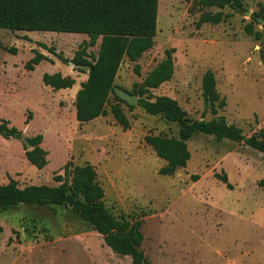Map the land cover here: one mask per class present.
I'll list each match as a JSON object with an SVG mask.
<instances>
[{
	"label": "rangeland",
	"instance_id": "obj_1",
	"mask_svg": "<svg viewBox=\"0 0 264 264\" xmlns=\"http://www.w3.org/2000/svg\"><path fill=\"white\" fill-rule=\"evenodd\" d=\"M193 1L158 0L153 47L136 62L125 58L115 85L132 91L167 50H174L173 76L152 91L153 97H170L192 120H200L201 80L211 70L219 95L226 99L219 115L241 128L245 137L258 135L264 131V67L259 59L264 38L255 40L244 29L252 23L261 30L263 20L257 18L256 24L251 16L262 0H245L249 15L224 9L230 15L226 21L199 28L201 13L190 10ZM89 41L82 34L0 30V119L10 121L23 138L43 135L42 147L48 152L47 166L38 170L25 159L22 140L0 137V186L10 177L20 188L55 187L53 177L63 174L67 162L90 164L107 209L116 217L141 222V249L150 264H264V188L258 184L264 180V155L243 143L218 142L198 133L187 141L186 167L161 176L165 162L144 137H176V124L120 104L130 123L124 130L109 113L112 97L105 117L79 124L72 114L73 99L87 74L70 62L80 48L97 54L101 39L93 46ZM36 53L47 60L29 71L25 64ZM44 73L69 76L75 84L59 96L45 88ZM211 118L205 114V120ZM222 173L232 189L215 178ZM0 264H131V259L112 252L67 205H21L0 211Z\"/></svg>",
	"mask_w": 264,
	"mask_h": 264
},
{
	"label": "trees",
	"instance_id": "obj_2",
	"mask_svg": "<svg viewBox=\"0 0 264 264\" xmlns=\"http://www.w3.org/2000/svg\"><path fill=\"white\" fill-rule=\"evenodd\" d=\"M158 0H0V30L14 32H53L63 34H82L95 45L101 39L96 55L87 54L86 48H80L72 63L80 73L87 74V79L80 86L75 97V119L85 124L108 114L107 105L110 97L113 103L109 113L124 130L130 126L129 120L120 106H129L115 93V79L122 61L126 58L136 62L153 47L157 34ZM259 10L251 18L261 30H255L252 23L245 26V32L255 40L264 38V0L258 4ZM201 14L196 22L199 28L204 24L217 25L226 21L229 14L224 9L235 13L246 12L245 0H194L192 7ZM209 9H217L211 13ZM46 48L45 45H40ZM50 53L63 61L61 55L48 49ZM15 52V50H12ZM174 50H167L165 58L140 82L133 85L129 93L139 98L138 107L151 116H160L168 123L177 125L176 137H144V142L156 156L165 162L159 175L171 176L186 167L190 159L187 141L195 134L212 136L216 141L227 140L244 144L264 155V131L258 135L245 137L241 128L229 124L219 112L226 107V99L216 89L215 75L211 70L205 71L201 80L204 105L200 120H192L176 100L167 96L153 97L152 91L169 81L174 73ZM259 59L264 67V46L259 50ZM47 58L36 55L25 64V68L34 71L35 67ZM139 67L135 66L138 74ZM44 86L53 91L71 89L75 84L69 76L60 73L42 75ZM121 89V88H119ZM212 117L205 120V114ZM31 120L29 112L25 119ZM0 137L5 140H22L27 162L38 170L47 166L48 152L42 147L43 135L22 137L21 131L11 125L10 121L0 119ZM26 145L31 149L27 150ZM62 175H54L58 186L29 185L23 188L17 181L8 178L6 185L0 186V211L35 205L51 207L67 205L85 223L99 234L104 244L115 254L129 257L131 264H150L141 249L143 234L141 222L129 221L114 216L104 204V191L100 186L95 169L90 164L81 166L67 162L62 168ZM215 178L227 189H232L225 173L216 174ZM197 179V177H195ZM264 188V180L259 183Z\"/></svg>",
	"mask_w": 264,
	"mask_h": 264
},
{
	"label": "water",
	"instance_id": "obj_3",
	"mask_svg": "<svg viewBox=\"0 0 264 264\" xmlns=\"http://www.w3.org/2000/svg\"><path fill=\"white\" fill-rule=\"evenodd\" d=\"M246 15L250 13L248 11L245 12ZM71 66H74L72 62H70ZM116 95L124 102H126L129 106L137 107L139 105V98L135 95L130 94L128 91L124 89L114 88ZM27 150L31 149L30 145H26Z\"/></svg>",
	"mask_w": 264,
	"mask_h": 264
},
{
	"label": "crops",
	"instance_id": "obj_4",
	"mask_svg": "<svg viewBox=\"0 0 264 264\" xmlns=\"http://www.w3.org/2000/svg\"><path fill=\"white\" fill-rule=\"evenodd\" d=\"M41 63H43V62H41ZM41 63H40V64H41ZM63 77H64V76H63ZM41 78H42V76H41ZM73 86H74V85H73ZM45 88L51 90V88H49V87H45ZM121 89H122V88H121ZM66 90H69V89L59 90V91H57V93H58L59 96H61L60 94L63 93V92H65ZM77 92H78V91H77ZM77 92H76V94H77ZM75 97H76V95H75ZM75 97H74L73 101H75ZM72 114H73V117L75 118V106H72Z\"/></svg>",
	"mask_w": 264,
	"mask_h": 264
}]
</instances>
